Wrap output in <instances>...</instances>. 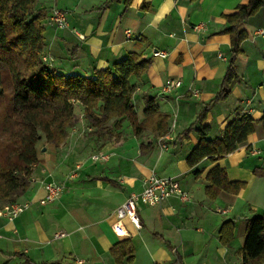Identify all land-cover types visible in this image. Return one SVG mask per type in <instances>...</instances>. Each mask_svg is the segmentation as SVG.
<instances>
[{
    "label": "crops",
    "instance_id": "obj_1",
    "mask_svg": "<svg viewBox=\"0 0 264 264\" xmlns=\"http://www.w3.org/2000/svg\"><path fill=\"white\" fill-rule=\"evenodd\" d=\"M246 2L37 1L35 10L43 11L41 58L58 72L91 77L128 53L149 61L145 74L133 80L134 110L141 121L151 98L168 115L163 135L170 133L171 140H164L168 147L162 149L152 130L135 135L124 120L116 129L119 138L98 146L100 138L90 134L92 127L76 103L77 119L64 141L57 147L44 144L27 190L15 200L27 208L10 221L0 217V264L6 258L17 264H117L111 249L123 240L133 247L132 260L125 262V257L123 264H242L247 222L264 216V7L240 25L245 38L234 59L237 77L224 99L215 97L231 57L226 16ZM55 8L66 12L63 28L51 21ZM157 50L165 56L153 55ZM171 80L181 84L164 93ZM237 109L253 119V132L231 153L189 167L186 157L199 141L196 130L208 126L207 138L219 137ZM214 166L243 187L208 197L206 175ZM152 174L178 180L188 199L173 196L158 205L140 204L141 227L124 218L125 233L117 235L116 209L139 193ZM47 181L60 183L63 190L57 200L40 203ZM225 221L232 222L233 231L223 244L219 230Z\"/></svg>",
    "mask_w": 264,
    "mask_h": 264
},
{
    "label": "trees",
    "instance_id": "obj_2",
    "mask_svg": "<svg viewBox=\"0 0 264 264\" xmlns=\"http://www.w3.org/2000/svg\"><path fill=\"white\" fill-rule=\"evenodd\" d=\"M38 0H0V201L14 202L29 186V178L38 161L37 143L44 138L51 147L59 146L66 137L67 128L77 117L75 104L83 108V115L92 127L91 135L111 139L107 124L114 122L119 129L127 120L135 135L146 129L161 136L165 131L167 114L159 112L151 98L147 99L140 121L133 104L135 79L141 78L149 61L136 53L112 65L94 70L91 77L63 74L45 64L41 58L44 27L42 10H35ZM129 3L130 0H125ZM264 0H247L226 16L229 26L231 57L221 90L215 100L224 99L229 83L236 78L234 59L240 52L245 32L240 25L259 8ZM204 111L198 117L202 121ZM264 121V115L260 118ZM253 119L240 109L221 135L207 138L208 126L197 129L199 141L186 157L189 167L204 158L215 161L235 150L237 145L253 132ZM190 128L183 132L187 136ZM195 170L194 174H198ZM205 188L213 198L221 190L237 193L243 183L230 181L226 172L214 166L206 175ZM233 225L225 221L219 230L221 242L232 238ZM117 264L132 260L133 247L123 240L111 249ZM264 262V216L248 220L242 247V264ZM46 264H60L50 262Z\"/></svg>",
    "mask_w": 264,
    "mask_h": 264
},
{
    "label": "built area",
    "instance_id": "obj_3",
    "mask_svg": "<svg viewBox=\"0 0 264 264\" xmlns=\"http://www.w3.org/2000/svg\"><path fill=\"white\" fill-rule=\"evenodd\" d=\"M51 21L59 28H63L67 24V15L61 9L55 8L51 12ZM155 56H165L161 51H155ZM181 84L180 80H171L163 87L164 93L171 89L178 87ZM171 140L170 133H165L158 137V143L162 148H166L164 140ZM257 149H252V153H258ZM95 157V156H94ZM103 158V156H102ZM44 196L39 200L40 203H50L57 200L62 193L63 186L54 181H47L44 183ZM177 197L182 202L188 199V193L180 186L178 180L172 177H158L150 175L145 180V186L139 193L131 194L115 211L116 223L114 224V231L117 235L124 234V230L120 225V221L127 218L135 228H140V218L137 208L140 204L144 205H158L169 197ZM27 208L26 203L10 202L0 207V217L7 220H12ZM59 236L63 233L58 234Z\"/></svg>",
    "mask_w": 264,
    "mask_h": 264
},
{
    "label": "rangeland",
    "instance_id": "obj_4",
    "mask_svg": "<svg viewBox=\"0 0 264 264\" xmlns=\"http://www.w3.org/2000/svg\"><path fill=\"white\" fill-rule=\"evenodd\" d=\"M76 110V109H75ZM113 125H114V122L113 123H111L110 125H109V131H107L106 132V134L108 133V132H110L111 133V139L112 140H117L119 137V135H117V131H116V129L113 127ZM98 138H100V137H98ZM102 141H104L103 140V138H100V139H98V142H97V145L99 146L100 144H101V142ZM44 144H46V141H45V139L44 138H42L38 143H37V148L39 149V151H38V153L39 152H41V153H44L46 150H45V147L46 146H44ZM159 145H160V148H162L161 146V144L159 143ZM42 146V147H41ZM167 145H166V148L165 149H167ZM162 149H164V148H162ZM4 204H6L5 202H3V201H0V207L2 206V205H4ZM2 264H17V263H14V261L13 260H9V259H5L3 262H2Z\"/></svg>",
    "mask_w": 264,
    "mask_h": 264
}]
</instances>
